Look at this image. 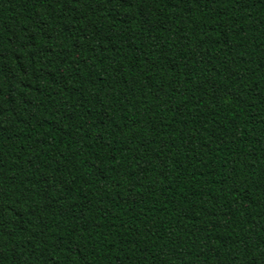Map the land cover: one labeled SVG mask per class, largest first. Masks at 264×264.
<instances>
[{"label": "trees", "instance_id": "trees-1", "mask_svg": "<svg viewBox=\"0 0 264 264\" xmlns=\"http://www.w3.org/2000/svg\"><path fill=\"white\" fill-rule=\"evenodd\" d=\"M0 264H264V0H0Z\"/></svg>", "mask_w": 264, "mask_h": 264}]
</instances>
